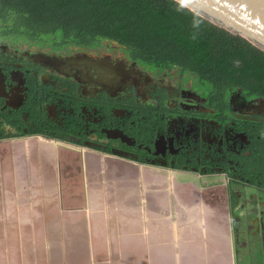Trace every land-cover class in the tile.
<instances>
[{
    "label": "flooded vegetation",
    "instance_id": "flooded-vegetation-1",
    "mask_svg": "<svg viewBox=\"0 0 264 264\" xmlns=\"http://www.w3.org/2000/svg\"><path fill=\"white\" fill-rule=\"evenodd\" d=\"M241 77L0 27V146L34 140L47 152L31 157L48 160L59 149L65 171L98 156L178 186L264 190V90Z\"/></svg>",
    "mask_w": 264,
    "mask_h": 264
},
{
    "label": "crops",
    "instance_id": "crops-1",
    "mask_svg": "<svg viewBox=\"0 0 264 264\" xmlns=\"http://www.w3.org/2000/svg\"><path fill=\"white\" fill-rule=\"evenodd\" d=\"M93 157L98 156L88 158L91 159ZM1 158L2 157H0V169L6 166L10 171L11 167H8L9 157L6 156L3 160ZM86 158L87 156L85 155L81 159L82 161L78 160L83 166V184L91 196L95 195V198L93 199L92 197L90 199V194L88 193V200L90 202L87 204V208H75L72 209L71 212L74 214H82L85 210L87 211L86 218H90V220L94 215L99 220L103 218L104 220L97 222V228L100 229V231L103 229V226L107 224L109 225V227H107L111 231L110 233H112L111 224L115 225V235L110 234V238L114 239L116 245L113 246L114 241L110 247H105L103 244L102 248L97 249L99 255L109 256L110 258L111 256L116 257V255H118V260H120L119 263L121 264H124L126 261L123 255L127 253L128 256H142L143 264H264L263 189L259 190L256 188L250 190L245 195L242 192H238L235 187L226 186V184H217L204 189H197L192 186L184 190V192L180 191V195H184V197L178 198L177 185L166 183L160 186L161 184H159L157 180L161 179V177L154 176L145 170L132 167H125L123 170H140V172L146 176V179H148L146 174H151V182H147L148 180L144 178L145 182L150 187H148V189H150L149 192H145L147 189L141 188L139 183L137 185L135 184L136 186L134 188H128V186L121 188L124 183H117L116 187L114 186V188L110 189L107 187V182L105 181L99 183V185L95 187L94 185H89L86 181L88 180V163H86ZM28 159L31 164L34 163L33 165L35 167L40 164L42 165L40 167L42 168V172L40 173L42 176L41 184L44 186L42 192L46 191L47 188L45 189V187L49 184L44 181L43 177L45 175L47 176L46 172L51 162L54 163L55 175H52V177L55 179H51L50 187L47 192L49 193L50 190L55 189V181L57 180L58 174L61 176L65 174V178L71 182V180H69L71 177L69 171L66 170L63 172V168L60 169V157H58L59 160L56 161V158L48 160L41 154L35 157H31L30 154ZM35 162L38 165H36ZM12 170L13 168H11V171ZM3 172H5V170L0 171L1 179ZM91 172L95 171L92 169ZM91 172H89L90 175L92 174ZM13 174L10 178L11 182H19V176L13 178ZM154 183H157L154 185L156 187L151 188ZM181 186L180 188H182ZM9 187H11L10 193L7 191ZM17 188L18 187L14 188V186L11 185L3 189L4 196L0 202L9 204L10 201L11 204H20L18 203L19 198H14L13 196V192L15 193L18 191ZM189 189H191L192 192L187 194L186 192ZM195 191H199L197 197L201 199L200 201L194 202L189 199L190 196H193L192 194H194ZM172 194H175L176 200L174 201L172 198H169ZM206 197L213 198L208 200L209 205L207 209L205 206L202 207L199 205L202 200L205 201ZM186 198L192 203L188 202ZM34 200L35 198L28 199L29 202ZM48 201L51 200H47L45 197L38 200L36 199V202L42 206H45ZM10 206L12 207L11 211H9V209L7 210L8 206L3 208V217L0 219V231L3 230V238L6 240L8 239L10 230L8 223L12 222V220H8V216L15 214L13 221H16V217L20 222L23 220V216L21 215L23 214L21 212L23 207H18V209L15 210L16 207L14 208L13 205ZM34 211L35 209L33 208V213L29 215V217H35ZM206 213H208V215ZM138 223H144V225H146L147 248L144 251L136 253L135 247L137 245H134L133 238L135 236L134 227L138 225ZM90 230H92L91 224ZM90 234L93 235L92 232H90ZM36 237L37 236H35L34 239H36ZM45 242L48 249L46 253L51 257L49 260L53 259L54 256V263L62 254H65L66 251L67 254L72 253L70 251L73 249L69 247H67V249L65 248L66 251L54 246L49 248L48 244L53 242L49 235L43 243ZM46 246H38L36 249L42 250ZM127 247L128 252L125 250ZM41 250L38 255H45L46 253ZM2 251L5 253L7 252L5 247L0 250V252ZM37 252H35V254H37ZM22 253H25V251L23 250ZM22 253L19 251V256L21 255L22 257H20V260L25 264L26 262L24 261ZM135 257L128 259V261H136L137 257L136 259ZM36 258L38 259V257ZM37 263L41 264V261Z\"/></svg>",
    "mask_w": 264,
    "mask_h": 264
},
{
    "label": "trees",
    "instance_id": "trees-1",
    "mask_svg": "<svg viewBox=\"0 0 264 264\" xmlns=\"http://www.w3.org/2000/svg\"><path fill=\"white\" fill-rule=\"evenodd\" d=\"M0 27L81 45L114 40L138 59L230 79L241 72L242 84L264 90L263 57L164 0H0Z\"/></svg>",
    "mask_w": 264,
    "mask_h": 264
},
{
    "label": "rangeland",
    "instance_id": "rangeland-1",
    "mask_svg": "<svg viewBox=\"0 0 264 264\" xmlns=\"http://www.w3.org/2000/svg\"><path fill=\"white\" fill-rule=\"evenodd\" d=\"M1 150L5 151L6 155L9 157L8 167L13 168V170L11 171L10 168L9 171L6 166H4L3 169L1 167L0 169V171L5 170V172H3L2 179L0 173V201L4 196L2 190L6 189L7 186L13 185L14 188L18 187V191L15 193L13 192V196L14 198H19V202H17L20 204H11L10 201L9 204H3L0 202V219L3 217V208L8 206L7 210L9 209V211H11L12 207L10 205H13L14 208L16 207L15 210L18 209V207H23L21 211L23 213L21 214L23 216V220L20 222V220L16 217V221H13L15 214L8 216V220H12V222L8 223L10 230L7 240L3 238V230L0 231V250H2L3 247H5L7 250L6 253L3 251L0 252V264H23L20 260L21 255L19 256V251L22 253L23 250L25 251V253H22L24 261L26 262L25 264H32V262L33 264H38L37 262L39 261H41V264H121L119 263L120 260H118V255H116V257L111 256L110 258L109 256H101L97 253V249L102 248L103 244L105 247H110L112 245L114 239L110 238V234L115 235V225L111 224V230H113L112 233H110L111 231L109 230V225L107 224L104 225L103 229L100 231V229L97 228V222H101V220H104L103 218L99 220L94 215L90 220V218H86L87 211L85 210L82 214H74L71 212V210L75 208H87V204L90 202L88 200L89 192L86 190L85 185L83 184V166L81 165L80 161H78V159H71V161L68 163L67 170L71 176L69 178L71 182L65 178V174L63 176L58 174L57 180L55 181V189L50 190L48 193L47 190L50 187V181L51 179H55L52 177V175H55L54 163L51 162L49 169L46 172L47 176L45 175L43 177L44 181L48 182L49 184H47L45 187V189L47 188L46 191L42 192V189L44 188V186L41 184L42 176L40 174L42 172V168H40L42 165L40 164L39 166L35 167L33 165L34 163L31 164L29 162L30 160L28 159L30 152L42 151L43 153H46L47 149H43L37 144L36 141L29 140L25 144L18 146H8L7 144L0 146V155H3ZM57 151L56 161L59 160L58 156L61 153H64L59 149H57ZM49 159L52 160L51 158ZM37 163L36 165H38ZM86 163H88V180L86 181L89 185H94L96 187V185H99V183L106 181L107 187L112 189L114 186L116 187L117 183H124L121 188L124 186H128V188H134L139 183L141 188L147 189L145 192L150 191V189H148L149 186L145 182L146 176L143 175L140 170L125 171L123 170L125 169V166L121 165V167H118V165L111 164L110 161L108 162V160L98 157H93L91 159L87 157ZM62 168L64 172V166ZM92 169L95 172H91ZM89 172L92 174L90 175ZM12 174L13 178H17V176H19L18 180L20 181L16 183L11 182L10 178L12 177ZM146 175L148 178L146 179L148 180L147 182H151V174ZM157 181L159 184H161L160 186H163L166 183L176 184L173 180V177L170 175ZM156 184L154 183L151 188H155L156 186L154 185ZM181 187L182 188H180L179 185L177 188L178 198L184 197V195H180V191L184 192V190L191 188L192 186L183 185ZM205 187L209 186H201L200 189H204ZM10 188L11 187H9V190L7 188L8 193H10ZM191 192V189H189L186 193L188 194ZM198 192L199 191H195L194 194H192L193 196H190L189 199L194 202L200 201L201 199H198L197 197ZM43 197H45L47 200H51L48 201L45 206H42L36 202V199L38 200ZM92 197L94 199L95 195L91 196L90 194V199ZM31 198H35V200L29 202L28 199ZM169 198H172L173 201L176 200L175 194H172V196H169ZM210 199L213 198L206 197L205 201L202 200L199 205L202 207L205 206L207 209L209 205L208 200ZM190 200L187 199L188 202H191ZM33 208L35 209V217H29V215L33 213ZM206 214L208 215V213ZM90 224L92 230H90ZM90 232H92L93 235H91ZM134 232L135 236L133 238V242L134 245H137L135 247L136 253L146 250V225H144V223H138V225H135L134 227ZM48 235L53 240V242L48 244L49 248L54 246L65 250V248L67 249V247H69L74 251L72 250L70 251L72 252L71 254H67V251L65 250V254H62L55 263L54 256L53 259L49 260L51 257L46 253L48 250L46 242L43 243L46 241ZM35 236H37V240L34 239ZM115 245L116 244L114 241L113 246ZM38 246H46L44 249H42L46 253L45 255H38L39 251L41 250L36 249ZM34 249H36L38 252ZM127 249L128 247L125 248L126 251ZM35 252H37V254H35ZM127 254L123 255V258L126 259L124 264H143L141 258L142 256L137 255L136 261H128V259L134 258L135 256H128ZM36 257H38V259Z\"/></svg>",
    "mask_w": 264,
    "mask_h": 264
},
{
    "label": "water",
    "instance_id": "water-1",
    "mask_svg": "<svg viewBox=\"0 0 264 264\" xmlns=\"http://www.w3.org/2000/svg\"><path fill=\"white\" fill-rule=\"evenodd\" d=\"M264 58V0H164Z\"/></svg>",
    "mask_w": 264,
    "mask_h": 264
}]
</instances>
